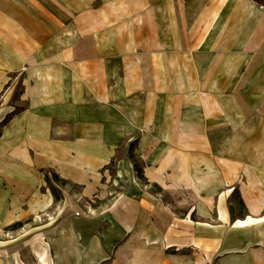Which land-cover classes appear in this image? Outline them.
<instances>
[{
	"label": "crops",
	"instance_id": "0c3cea01",
	"mask_svg": "<svg viewBox=\"0 0 264 264\" xmlns=\"http://www.w3.org/2000/svg\"><path fill=\"white\" fill-rule=\"evenodd\" d=\"M156 1L122 0L120 15L103 0H0L1 218L53 211L52 174L77 188L66 212L111 194L113 164L128 194L31 229L45 263L264 264V6L210 0L184 16Z\"/></svg>",
	"mask_w": 264,
	"mask_h": 264
},
{
	"label": "rangeland",
	"instance_id": "374dc122",
	"mask_svg": "<svg viewBox=\"0 0 264 264\" xmlns=\"http://www.w3.org/2000/svg\"><path fill=\"white\" fill-rule=\"evenodd\" d=\"M103 1L105 3L110 4L109 6H105L109 14H112V12H115L117 14L119 13L120 15L127 14V12L125 11L127 10V7L125 5H122V0L120 1V5L114 4L113 7H112V2H113L112 0H103ZM136 1L140 2L141 0H136ZM207 1L209 2L210 0H169L168 9L169 8L174 10L176 9L177 11L183 10L184 13L183 15L186 16L199 11L201 7H203L206 4ZM164 2L165 1H161L160 3V1L157 0L154 5V8L159 9L160 6L164 4ZM174 2L177 5L171 6V4H174ZM185 6H187L186 9ZM150 8L151 7L149 5H147L146 7L144 6L135 7V17H136L137 25L139 24L142 25L143 23L142 19L145 14L144 10H150ZM170 9H169V14L174 15V13L170 11ZM13 87L17 89V95L20 96L23 93L24 85L19 75H14L12 77L6 92H9ZM6 94L7 93H5V95ZM11 105L15 108V111H19L25 107V102L19 99L17 103L16 101H12ZM122 152L123 150L121 149L119 153V157L122 156ZM115 173H116L115 164H113V166H111L108 170L107 178H105V184L109 185L111 189V194H109V196H107L106 198H89V199H84L78 196L74 197V199H71V202L73 201L74 205H76L77 211L75 212L65 211L64 209L65 203L63 201V193H64L63 191L69 189L73 194L75 190H77V188L73 187V185L71 184H68L63 187L56 183L55 186L56 190L60 192L62 198L59 201L55 199L58 205L50 213L49 212L40 213L39 215H34L33 217H29L19 222H13L15 220L4 221L0 215V264H56L54 260L45 263L44 261H41L38 258V256H33L34 253H37V251L34 250L38 248L37 243L39 241L43 242V239L42 240L38 239L39 234H36L32 237L30 235L31 231L34 228H38V227H40L38 229H43L41 227H44L47 224L52 225V227L55 228L61 225L66 220L74 219L79 216H85V215L94 216L95 210H105L107 208L113 207L114 205L120 203L121 201L126 202L128 194L122 196V194L127 191L125 189V182L124 180H122L120 183H116L115 180H113ZM139 177L140 176L137 173L136 181L140 184L142 189H145V186L148 183L145 181V179ZM147 189H152L157 193L160 192V189L158 187L152 186L151 188L148 187ZM232 207L236 209L237 216H239L240 214H244V209L239 204V196L237 193H235L233 197ZM186 215L187 212L186 213L183 212V214L179 213L180 217ZM17 224H21V226L15 227L14 225ZM40 232H45V231H40Z\"/></svg>",
	"mask_w": 264,
	"mask_h": 264
},
{
	"label": "trees",
	"instance_id": "16d2710c",
	"mask_svg": "<svg viewBox=\"0 0 264 264\" xmlns=\"http://www.w3.org/2000/svg\"><path fill=\"white\" fill-rule=\"evenodd\" d=\"M255 2L256 3H258V4H260V5H262V6H264V1H259V0H255ZM134 146H135V143H133V144H131V146H130V155H129V157H130V160L132 161V163H133V166H134V169L136 170V172L138 173V175L140 176L139 178H143V176H142V169H141V167H140V165L138 164V162L136 161V159H135V156H134V154H133V151H134ZM53 182L56 184H59V185H61V186H66V185H68V184H70V183H68L67 181H64V180H62V179H60L57 175H55V174H52V180L47 176V183H48V186H49V188L51 189V191H52V193H53V195H54V197H55V199L57 200V201H59L62 197H61V195H60V192H58L57 190H56V187L54 186V184H53ZM238 194V193H237ZM239 204L243 207V209H244V205H243V202L241 201V199H240V197H239ZM231 214H232V216H233V219H235V218H243L244 216H245V209H244V214H240L239 216H237V214H236V209H234L233 207H231ZM15 227H20L21 226V224H17V225H14Z\"/></svg>",
	"mask_w": 264,
	"mask_h": 264
}]
</instances>
